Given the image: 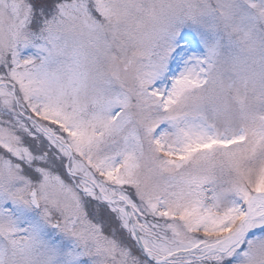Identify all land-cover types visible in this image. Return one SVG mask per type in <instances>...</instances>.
<instances>
[{
  "label": "snow or ice",
  "instance_id": "snow-or-ice-1",
  "mask_svg": "<svg viewBox=\"0 0 264 264\" xmlns=\"http://www.w3.org/2000/svg\"><path fill=\"white\" fill-rule=\"evenodd\" d=\"M0 264H264V0H0Z\"/></svg>",
  "mask_w": 264,
  "mask_h": 264
}]
</instances>
